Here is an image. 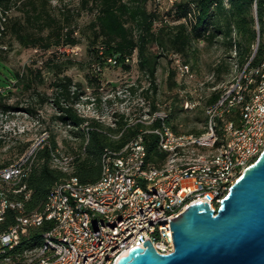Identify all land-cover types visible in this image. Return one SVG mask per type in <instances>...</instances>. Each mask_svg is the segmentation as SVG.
I'll use <instances>...</instances> for the list:
<instances>
[{"label": "bare ground", "instance_id": "bare-ground-1", "mask_svg": "<svg viewBox=\"0 0 264 264\" xmlns=\"http://www.w3.org/2000/svg\"><path fill=\"white\" fill-rule=\"evenodd\" d=\"M258 1L261 2V19L257 15ZM253 6L256 36L251 54L243 63L236 65L235 74L228 83L213 88L214 91L208 95L204 105L205 124L201 131L173 129L171 105L155 102L153 108L152 103L139 94L135 97L136 105L145 109L149 120L136 118L130 121L124 117L127 125L141 123L145 127L140 128L119 150L106 149L100 178L91 184L80 183L74 175L56 180L43 208L30 212L26 211L23 203V199L30 196L26 179L37 150L49 139L50 132L45 131L25 152L0 166V232L10 231L15 222L28 224L26 238L32 229L40 231L39 241L23 248L28 251L4 257L0 264H79L80 251L91 253L95 244L85 264H108L121 250L129 252L133 248H129L130 245H139L142 231L149 239L164 235V227L152 226L167 222V210L159 209L165 205V191L151 190L145 214L134 215L130 213L133 191L124 192V188L137 190L139 187L141 196H149L150 188H158L171 181L188 183L200 180L203 189L224 190V194H218L220 203L215 211L219 208L234 180L264 150V0H253ZM4 14L0 6V28L4 22L1 20L6 19ZM128 58L126 60L129 61ZM170 58L177 75L193 77L192 67L178 53L170 52ZM200 89L190 90L188 97L182 99L184 109H187L185 103H191V109L200 104ZM214 92H217V97L208 101ZM120 116L112 114L107 124L118 126ZM147 132L155 133L159 148L167 152L166 160L159 166L147 159L144 143V133ZM120 134L113 137L116 139ZM2 137L0 135V142ZM235 142L238 143L235 145ZM52 156L54 167L70 170L71 156ZM16 169L14 175L3 174ZM108 183L109 189L98 190ZM110 193H115L114 205L108 197ZM186 193L187 186H180L175 191V200H182ZM184 209L179 208V212ZM65 210L71 213L65 214ZM10 211H15V220L8 225ZM74 221H78V226L71 225ZM46 223L49 225L44 229ZM122 230L124 233L119 234ZM172 251L166 250L165 254Z\"/></svg>", "mask_w": 264, "mask_h": 264}, {"label": "trees", "instance_id": "trees-1", "mask_svg": "<svg viewBox=\"0 0 264 264\" xmlns=\"http://www.w3.org/2000/svg\"><path fill=\"white\" fill-rule=\"evenodd\" d=\"M147 1L79 0L83 7L91 10L96 8L97 10L95 18L91 21L92 37L87 47L92 63L98 64L101 68L109 63L112 66H121L129 70L132 62H137L139 69L149 77V89L156 93L155 74L161 53L158 54L150 48L154 43L167 52L169 50L178 53L184 57L185 61L189 62L190 56L195 53L194 40L204 39L210 42L221 37L229 50L235 49L239 63H243L250 56L256 36V11L253 0H192L191 4L177 3V8L180 9L178 16L184 20L174 25L165 21L160 25L156 24L159 14L148 10ZM12 3H16V0H0V6L5 13ZM261 13V2L258 1L257 15L259 19H261ZM39 19L42 20L39 25L40 29L50 27L52 30L50 33L32 37L20 21H13L11 30L24 46L40 45L42 49L47 50L53 45L69 44L73 46L79 43L74 35V29L67 28L66 31H63L64 27L61 24H58V29L52 28L57 22L55 17L45 15L41 11H37L33 17L27 16L28 22ZM53 33L55 37L51 39L50 36ZM109 58H114L115 63L110 62ZM127 58L129 61L126 60ZM53 66L60 65L54 63ZM61 72H64V69H60L59 73ZM174 74L175 71L170 69L168 73L170 87L177 86ZM86 77L91 82V78L88 75ZM53 85L55 89L52 96L44 94L41 101L44 103L51 99L57 110V114L53 118L65 127L67 133L61 138L60 143L57 135L53 132L50 133L49 139L37 150L32 160L31 170L26 179L30 189V197L25 203L28 212L43 208L56 180H64L74 175L80 183H95L101 176L102 156L106 149L119 150L140 128L145 127L141 123L127 125L124 116L118 120V126L112 127L96 118L86 117L79 113L75 104L85 91L82 89L83 85L80 81H74L66 73L58 75ZM29 87L30 84L24 75L0 61V107L3 110L17 108L5 103V98L18 88ZM212 95L208 101L214 100L218 94L214 92ZM152 106L155 108V102H152ZM25 110L34 112L33 107H26ZM176 116L177 113L171 110V126L180 131L177 123L173 121ZM189 131L199 132L201 130L191 129ZM119 132H121L120 136L115 139L113 135L119 134ZM144 143L147 149V159L153 165L159 166L166 160L167 152L159 148L155 133H144ZM28 144V142L23 143L19 147V152L25 151ZM53 154L60 157L71 156L70 170L54 167L52 164ZM5 163H0V166ZM14 220L15 214L10 211L8 225ZM48 225L46 223L44 229ZM39 237L40 231L32 229L29 237L21 242L18 249L33 246L39 241Z\"/></svg>", "mask_w": 264, "mask_h": 264}, {"label": "rangeland", "instance_id": "rangeland-1", "mask_svg": "<svg viewBox=\"0 0 264 264\" xmlns=\"http://www.w3.org/2000/svg\"><path fill=\"white\" fill-rule=\"evenodd\" d=\"M177 3L191 4L192 0H148L146 5L148 10L159 14L156 24L160 25L165 21L174 25L184 20L178 16L180 9L177 8ZM37 11L55 17L57 22L52 27L54 29H58V24L63 25V31L67 28L74 29L79 43L73 46L53 45L47 50L42 49L40 45L29 47L20 43L11 30L13 21H20L32 37L46 35L52 31L50 27L41 30L40 19L28 22L27 16L33 17ZM96 12V8L91 10L83 7L79 0H16V3H12L7 9L4 14L6 19L1 20L4 22L0 32L5 30L0 33V61L24 75L30 87L18 88L5 98V103L17 108L3 110L0 107V135H3L0 163H8L21 155L45 131L55 133L59 143L66 135L65 127L53 118L57 110L51 99L44 103L41 101L44 94L52 96L55 78L64 73L83 85L85 92L75 104L78 112L86 117H98L105 125H108L112 114L119 117L125 113L123 116L130 121L136 118L149 120L145 109L138 107L135 102V97L141 94L140 96H144L150 104L159 102L163 106L171 105L172 110L177 113L173 121L177 123L180 131L203 129L204 105L208 95L214 91L213 88L217 89L223 83H228L235 74L236 65L239 63L235 49L229 50L221 37L210 42L204 39L194 40L195 53L190 56L188 62L192 67L193 77L184 78L177 75L173 68L171 51L167 52L158 44H152L150 48L158 54L161 53L155 74L157 92L154 93L149 89L148 75L139 69L137 62H132L129 70L109 63L98 69L99 65L91 62L87 47L92 37L91 21ZM53 37L54 33L50 38ZM181 57L184 60V57ZM54 63L60 66L55 67ZM60 69H64V72L59 73ZM170 69L175 71L174 81L177 86L168 85ZM86 75L91 78V82ZM194 88H201L200 104L193 109H184L181 105L182 99L188 97L189 91ZM26 107H33L34 112H27ZM25 142L29 143L28 147L20 153L19 147Z\"/></svg>", "mask_w": 264, "mask_h": 264}, {"label": "water", "instance_id": "water-1", "mask_svg": "<svg viewBox=\"0 0 264 264\" xmlns=\"http://www.w3.org/2000/svg\"><path fill=\"white\" fill-rule=\"evenodd\" d=\"M174 250L158 253L149 238L118 264H264V150L245 167L215 211L189 204L170 220Z\"/></svg>", "mask_w": 264, "mask_h": 264}, {"label": "built area", "instance_id": "built-area-1", "mask_svg": "<svg viewBox=\"0 0 264 264\" xmlns=\"http://www.w3.org/2000/svg\"><path fill=\"white\" fill-rule=\"evenodd\" d=\"M108 60L113 63H115L116 61L114 58H109ZM131 61H132V57H131ZM97 68L99 69L100 66ZM182 70L183 69L180 67V71ZM191 94L192 93L190 92V95ZM185 104H187V109L192 108L191 103H185ZM236 143L238 142H235V145ZM145 151H147L146 148ZM16 172L17 169L15 171H6L3 174L14 175L16 174ZM134 178L137 177L135 176ZM235 181L236 180H234V182ZM180 186H187V193L182 200H175V191L176 189H179ZM101 189H109V183L106 186H101L98 188V190ZM151 190L165 191V205L160 206L159 209L167 210V222L159 226H152V228L164 227V235H159L157 239H149L154 249L161 254H165L166 250H174V241H173L169 220L172 217H174L177 212H179V208H185L191 203L197 201H203V202H207L210 208L215 210L217 205H219L220 203V201H218V194H224V190L214 191V189H203V187H200V180L188 182V183H179L178 181H171L170 183H166L165 185L159 186L158 188H150L149 196H141L139 194V187L137 190H130V187L124 188V192L133 191L132 212L130 213H134V215L145 214V208L147 204L150 202ZM67 192L69 193L70 191ZM29 197L30 196H26V198L23 199L24 208H26L25 203L29 199ZM108 197L111 198V205H114L115 193H110V196ZM70 213H71L70 211L65 210V214H70ZM13 214H15V211H13ZM71 225L78 226V221H74V223H71ZM122 233H124V230L119 232V234ZM27 234H28V224H20V222H15L14 228H12L8 232H0V261H2V258L4 257H11V255L21 254L22 252L28 251V249H18V242L25 241ZM81 235H85V232H81ZM99 237H100V233H99ZM145 239L147 238L144 236V233L142 231V239H140L139 245H130L129 248L138 246L145 249L146 245L144 246L143 244ZM95 246L96 244L93 246V248H95ZM93 248H91V253H84L80 251L79 264H85V260H89ZM126 254H128V250H121L120 254L114 255L108 264H118L119 259Z\"/></svg>", "mask_w": 264, "mask_h": 264}]
</instances>
